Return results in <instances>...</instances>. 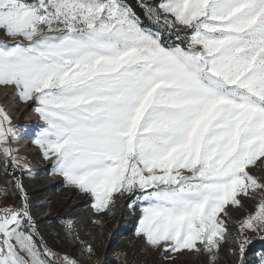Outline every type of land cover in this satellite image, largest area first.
Listing matches in <instances>:
<instances>
[{
    "label": "snow or ice",
    "instance_id": "6c2138e0",
    "mask_svg": "<svg viewBox=\"0 0 264 264\" xmlns=\"http://www.w3.org/2000/svg\"><path fill=\"white\" fill-rule=\"evenodd\" d=\"M141 6L163 31L122 0H0V86L33 104L32 143L96 213L127 195L135 236L165 259L187 250L214 264L231 242L246 264V233L264 240V181L249 170L264 165V0ZM23 132L0 108V155L20 193L19 207H0V264H83L53 251L31 214L32 172L13 147ZM241 196L256 203L233 236L219 217ZM63 227L91 258L77 222Z\"/></svg>",
    "mask_w": 264,
    "mask_h": 264
},
{
    "label": "rangeland",
    "instance_id": "374dc122",
    "mask_svg": "<svg viewBox=\"0 0 264 264\" xmlns=\"http://www.w3.org/2000/svg\"><path fill=\"white\" fill-rule=\"evenodd\" d=\"M142 1L154 6L162 2ZM184 31L187 30L182 29ZM4 40L5 37L0 34V42ZM0 108L11 117L13 125L24 129V138L13 144V147L18 150L15 154L23 158L31 169L32 175L23 178L24 188L30 201L31 214L41 235L53 251L69 254L83 264H100L105 260L107 264H213L209 254L204 252L185 250L170 253L165 259L159 249L147 246L142 239L135 236L140 212L138 208L135 212L129 209L127 205L131 198L127 195L115 196L111 212L96 213L91 207L92 198L73 187L65 186L62 178L53 172V161L45 160L41 150L32 143L42 126L38 114L33 111V104L22 103L13 87L0 86ZM249 170L252 175L264 181V165L260 161ZM19 195L14 189L11 172L6 174L5 157L0 155V207H19ZM239 199L243 204L242 208L229 205L225 209L227 215L221 213L219 217L224 219L228 233L233 236L238 231L239 223L254 210L256 203L255 200L243 196ZM67 219L77 222L80 239L91 244L94 250L91 258L84 253L79 243L68 241L63 227ZM246 235L252 240L247 248L246 260L249 264H260V257L264 254L251 255L250 250L264 240L251 231ZM232 247L231 242L223 243L214 264H236L231 254Z\"/></svg>",
    "mask_w": 264,
    "mask_h": 264
},
{
    "label": "trees",
    "instance_id": "16d2710c",
    "mask_svg": "<svg viewBox=\"0 0 264 264\" xmlns=\"http://www.w3.org/2000/svg\"><path fill=\"white\" fill-rule=\"evenodd\" d=\"M122 3H124L126 6L130 7L135 14L139 17V19L141 20L143 26L145 28H148L152 31H163V29L160 28V26L154 24L153 22H151L146 14H145V10L144 8L141 6L142 3H146L145 1L142 0H122ZM150 4V3H147ZM151 5V4H150ZM164 40L166 44H170V45H179L181 43L180 40L176 39V35L175 34H169L167 32H164ZM250 252L252 253L251 255H255V254H264V241L258 242L257 244H255ZM247 264L248 261L246 260Z\"/></svg>",
    "mask_w": 264,
    "mask_h": 264
}]
</instances>
